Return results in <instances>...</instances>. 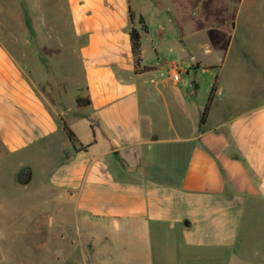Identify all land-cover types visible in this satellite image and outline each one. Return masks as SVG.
<instances>
[{"label": "crops", "instance_id": "crops-1", "mask_svg": "<svg viewBox=\"0 0 264 264\" xmlns=\"http://www.w3.org/2000/svg\"><path fill=\"white\" fill-rule=\"evenodd\" d=\"M130 1L0 0V34L32 35L22 63L0 39V216L19 208L16 197L34 204L0 223V264L5 241L41 223L31 207L52 209L46 222L67 213L76 226L118 227L137 237L142 255L155 238L228 262L264 250V0H230L226 48L245 25L246 54L208 65L181 57L173 18L158 19L153 38ZM130 11L135 27L139 17L147 26L140 68L149 71H135ZM175 52L177 62H167ZM76 96L89 104L77 107ZM61 121L85 150H73ZM168 247L163 257L174 255Z\"/></svg>", "mask_w": 264, "mask_h": 264}, {"label": "rangeland", "instance_id": "rangeland-1", "mask_svg": "<svg viewBox=\"0 0 264 264\" xmlns=\"http://www.w3.org/2000/svg\"><path fill=\"white\" fill-rule=\"evenodd\" d=\"M141 12L147 17L150 24L153 38L161 31L157 27L158 19L169 16L174 19L175 28H171L172 36L175 39L185 38L184 54L181 57L190 60L197 59L203 64L219 62L222 58H238L246 54V46H241L240 39L243 36L244 27L239 26L238 32L234 36V43L226 48L228 35L231 33V22L233 20L235 2L230 0H138ZM133 8L136 10L137 3L131 0ZM50 7V3H46ZM6 25L10 24L9 19H2ZM66 19L64 18L63 21ZM158 28V29H157ZM12 34H0V39L7 43L12 55L20 62L23 61L22 46L24 40L29 36L20 29ZM20 30V32H19ZM63 31L65 28L62 29ZM157 34V35H156ZM45 36L46 41L49 34ZM63 41H70V34L65 31L61 34ZM70 38V39H69ZM171 39V35L169 34ZM151 38L148 37V40ZM246 45V44H245ZM209 49V51L206 50ZM167 62L174 60L177 62V52L164 55ZM207 74V73H206ZM200 84L207 82L208 78L202 74ZM19 208L10 216H0V223L10 220L14 214H19L24 208L34 205L30 200L32 197L19 196L14 198ZM30 204V205H29ZM7 202L5 204V208ZM30 208V207H29ZM8 211V210H7ZM43 215L39 227L30 225L24 227L26 232L19 236L16 243H3L6 252V264H264V250L255 254H240L239 258L228 260L211 256L205 252L186 251L177 242L166 243L159 239L151 241L153 252L142 255V251H136L134 243L138 241L133 235L120 231L118 227L106 228L104 225L86 224L79 219L78 226L72 224L70 215L64 214V219L46 222V217H54L52 209L39 211L38 209H28V215ZM5 227V225H2ZM42 232H40V229ZM9 229L5 228L6 238L9 236ZM258 234V232L256 233ZM253 235H255L253 233ZM13 236L11 235L10 239ZM258 237L254 236V239ZM5 238V239H6ZM90 238H93V240ZM169 245V247H168ZM168 247L173 252L169 258L163 257L160 253L162 248ZM239 254V253H238ZM149 255V257H148ZM238 259V260H237ZM152 264V263H151Z\"/></svg>", "mask_w": 264, "mask_h": 264}, {"label": "trees", "instance_id": "trees-1", "mask_svg": "<svg viewBox=\"0 0 264 264\" xmlns=\"http://www.w3.org/2000/svg\"><path fill=\"white\" fill-rule=\"evenodd\" d=\"M129 18L131 20V26L129 28V38H130V44H131V53L134 59V66H135V71L136 72H144V71H149L151 70L150 67L147 66H143L140 68V62H141V58H140V46H141V32H147V26L143 20L142 17H139L137 20V23L139 25V29L137 27H135L133 25V19H134V14L133 12H129ZM216 79L217 76L214 78V81L211 85L208 97H207V101L205 103V106L203 108L201 117H200V121H199V127H201L203 125V123L205 122L206 116L209 112V108L210 105L212 103L213 97H214V92L216 90ZM75 104L77 107H85L89 104V99L88 97H79L76 96L75 97ZM62 123V128L63 131L65 132V135L68 139V141L71 143V145L73 146V150H85L87 146H82L80 145L79 148L75 147V144L78 143V140L75 136V134L73 133V131L66 125V123L64 121H61ZM93 133V132H92ZM94 135V134H93Z\"/></svg>", "mask_w": 264, "mask_h": 264}, {"label": "water", "instance_id": "water-1", "mask_svg": "<svg viewBox=\"0 0 264 264\" xmlns=\"http://www.w3.org/2000/svg\"><path fill=\"white\" fill-rule=\"evenodd\" d=\"M192 61V60H191Z\"/></svg>", "mask_w": 264, "mask_h": 264}]
</instances>
